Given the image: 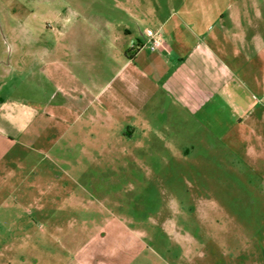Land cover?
Returning a JSON list of instances; mask_svg holds the SVG:
<instances>
[{
    "label": "rangeland",
    "instance_id": "obj_1",
    "mask_svg": "<svg viewBox=\"0 0 264 264\" xmlns=\"http://www.w3.org/2000/svg\"><path fill=\"white\" fill-rule=\"evenodd\" d=\"M200 1L0 0V98L47 106L46 76L32 68L83 16L122 17L127 8L138 20L126 25L154 30ZM204 5L252 19L260 10L250 0ZM193 132L190 145H167L153 132L132 141L110 131L82 153L37 157L36 169L33 152L1 147L0 264H264L263 165L246 146L217 138L220 130Z\"/></svg>",
    "mask_w": 264,
    "mask_h": 264
},
{
    "label": "crops",
    "instance_id": "obj_2",
    "mask_svg": "<svg viewBox=\"0 0 264 264\" xmlns=\"http://www.w3.org/2000/svg\"><path fill=\"white\" fill-rule=\"evenodd\" d=\"M250 1L260 7L253 19L239 9L217 15L202 0L201 9L186 5L154 30L126 25L138 20L127 8L122 17L83 16L32 68L46 76L47 106L0 98V148L33 152L36 169L37 157L53 163L72 147L82 153L89 140L136 141L153 132L167 145H190L199 140L193 130L203 128L246 146L264 167V0ZM145 31L160 33L159 49H149ZM260 242L264 253V237Z\"/></svg>",
    "mask_w": 264,
    "mask_h": 264
},
{
    "label": "built area",
    "instance_id": "obj_3",
    "mask_svg": "<svg viewBox=\"0 0 264 264\" xmlns=\"http://www.w3.org/2000/svg\"><path fill=\"white\" fill-rule=\"evenodd\" d=\"M146 43L151 51L157 50L162 46V38L159 32L145 31Z\"/></svg>",
    "mask_w": 264,
    "mask_h": 264
}]
</instances>
